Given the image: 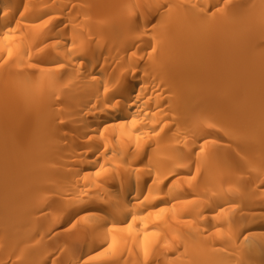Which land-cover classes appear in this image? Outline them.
Returning <instances> with one entry per match:
<instances>
[{
  "label": "bare ground",
  "instance_id": "6f19581e",
  "mask_svg": "<svg viewBox=\"0 0 264 264\" xmlns=\"http://www.w3.org/2000/svg\"><path fill=\"white\" fill-rule=\"evenodd\" d=\"M0 264H264V0H0Z\"/></svg>",
  "mask_w": 264,
  "mask_h": 264
},
{
  "label": "rangeland",
  "instance_id": "374dc122",
  "mask_svg": "<svg viewBox=\"0 0 264 264\" xmlns=\"http://www.w3.org/2000/svg\"><path fill=\"white\" fill-rule=\"evenodd\" d=\"M214 92V91H213ZM211 93H212V91H211ZM210 93V94H211ZM213 94V93H212ZM219 94L220 93H218L217 91H215V93H214V95H211V98L214 96V98H212V99H214V101L212 100V104H215V105H221V102H220V100H218V97H219ZM221 96V95H220ZM217 97V98H216ZM222 97V96H221ZM221 97L219 98V99H221Z\"/></svg>",
  "mask_w": 264,
  "mask_h": 264
}]
</instances>
